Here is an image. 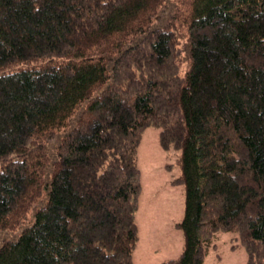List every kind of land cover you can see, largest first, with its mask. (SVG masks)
Instances as JSON below:
<instances>
[{
  "label": "trees",
  "instance_id": "trees-1",
  "mask_svg": "<svg viewBox=\"0 0 264 264\" xmlns=\"http://www.w3.org/2000/svg\"><path fill=\"white\" fill-rule=\"evenodd\" d=\"M147 125L185 191L160 264L218 231L264 264V0H0V264H133Z\"/></svg>",
  "mask_w": 264,
  "mask_h": 264
},
{
  "label": "rangeland",
  "instance_id": "rangeland-1",
  "mask_svg": "<svg viewBox=\"0 0 264 264\" xmlns=\"http://www.w3.org/2000/svg\"><path fill=\"white\" fill-rule=\"evenodd\" d=\"M180 65L184 69L186 61ZM159 129L144 127L137 144L141 191L135 210L138 240L132 252L133 264H160L174 258L184 241L182 229L175 225L183 215L185 196L184 184L175 181L180 174L179 149L164 148ZM237 243L233 233L218 231L216 247L208 250L204 264H244L246 249Z\"/></svg>",
  "mask_w": 264,
  "mask_h": 264
}]
</instances>
